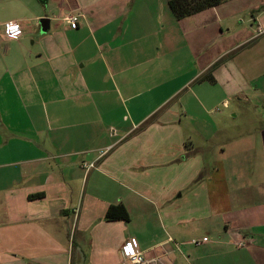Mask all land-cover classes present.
Returning a JSON list of instances; mask_svg holds the SVG:
<instances>
[{
    "label": "crops",
    "instance_id": "1",
    "mask_svg": "<svg viewBox=\"0 0 264 264\" xmlns=\"http://www.w3.org/2000/svg\"><path fill=\"white\" fill-rule=\"evenodd\" d=\"M169 1L0 0V264H264V129L195 113L264 123V0Z\"/></svg>",
    "mask_w": 264,
    "mask_h": 264
},
{
    "label": "rangeland",
    "instance_id": "2",
    "mask_svg": "<svg viewBox=\"0 0 264 264\" xmlns=\"http://www.w3.org/2000/svg\"><path fill=\"white\" fill-rule=\"evenodd\" d=\"M36 2V1H35ZM40 4V3H39ZM45 4H48L45 3ZM41 6V5H39ZM2 29V28H1ZM29 44H31V41L29 42ZM220 106V110L216 111L215 108L212 110V108H210V110H208L207 112V116H205V114H203L201 111L198 112L196 111V119L198 121H196L197 128H205V124L206 125V129H208V131H212V129H221V130H225V132L227 131V133L225 134V137L223 136H219L218 134L214 136V138H212L211 140V144L210 146L215 148L216 146H218L219 144L222 143V141H226L228 138V136L230 135H239V134H245L248 133L249 131H255V130H261L264 129V123L262 121H247L245 118L239 117V118H233L232 114H231V110L225 109L223 108L222 105ZM261 109V108H260ZM233 110V109H232ZM185 125V129L187 130L188 133V125L187 122H184ZM213 125L214 128H213ZM249 130V131H248ZM205 131V130H203ZM224 132V131H223ZM199 138H196V140H198L197 145L199 144V142L202 140L204 137H201L200 135H198ZM243 140L247 139V138H242ZM201 141V142H202ZM208 145V147H210ZM179 174H177V178L178 179H183V178H187V175H185V177L182 175V172H178ZM165 174V171L162 172V175ZM167 174V172H166ZM175 175V174H173ZM203 177L208 179L209 176H204V175H197L195 176V179H193L192 182H190L187 187L183 190V192L185 194H191V196L194 195V190H197L198 188H200V186L203 184ZM184 186V185H183ZM216 188V187H215ZM218 188V186H217ZM210 191H213V187H209ZM217 193H219V189L216 190ZM203 195L204 193L201 192Z\"/></svg>",
    "mask_w": 264,
    "mask_h": 264
},
{
    "label": "built area",
    "instance_id": "3",
    "mask_svg": "<svg viewBox=\"0 0 264 264\" xmlns=\"http://www.w3.org/2000/svg\"><path fill=\"white\" fill-rule=\"evenodd\" d=\"M79 18H80L79 14L72 13L69 14L65 18V20L71 29H76L78 28L79 25ZM1 28L3 29L5 36L9 39L18 40L23 36V29L21 23L18 20H11L0 25V33H1ZM223 106L227 107L228 103L225 102ZM219 110L220 108H216V111ZM94 166H95L94 163L84 165L86 169L93 168ZM193 243H195L196 245L200 244L199 241H193ZM239 246H243V245L239 244ZM125 250H126V255L128 259L132 262V264H145L143 253L139 250L136 241L134 240L129 241L125 246Z\"/></svg>",
    "mask_w": 264,
    "mask_h": 264
},
{
    "label": "trees",
    "instance_id": "4",
    "mask_svg": "<svg viewBox=\"0 0 264 264\" xmlns=\"http://www.w3.org/2000/svg\"><path fill=\"white\" fill-rule=\"evenodd\" d=\"M227 0H170L169 6L179 20L195 15L202 11H205L210 8L220 6ZM116 210H121V215L118 216L115 214ZM107 219H129V215L124 206H111L107 212Z\"/></svg>",
    "mask_w": 264,
    "mask_h": 264
},
{
    "label": "water",
    "instance_id": "5",
    "mask_svg": "<svg viewBox=\"0 0 264 264\" xmlns=\"http://www.w3.org/2000/svg\"><path fill=\"white\" fill-rule=\"evenodd\" d=\"M41 1H46V0H41ZM40 26H41V32L45 33L49 30L50 27V20L48 18H42L40 21Z\"/></svg>",
    "mask_w": 264,
    "mask_h": 264
}]
</instances>
